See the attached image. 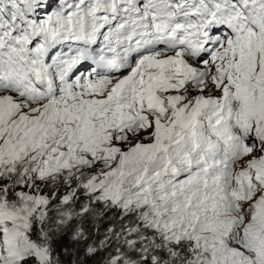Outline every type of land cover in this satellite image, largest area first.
Returning a JSON list of instances; mask_svg holds the SVG:
<instances>
[{"label":"snow or ice","instance_id":"snow-or-ice-1","mask_svg":"<svg viewBox=\"0 0 264 264\" xmlns=\"http://www.w3.org/2000/svg\"><path fill=\"white\" fill-rule=\"evenodd\" d=\"M0 264H264V0H0Z\"/></svg>","mask_w":264,"mask_h":264}]
</instances>
